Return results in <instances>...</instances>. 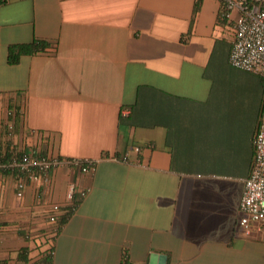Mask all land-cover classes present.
Returning <instances> with one entry per match:
<instances>
[{"label": "crops", "instance_id": "0c3cea01", "mask_svg": "<svg viewBox=\"0 0 264 264\" xmlns=\"http://www.w3.org/2000/svg\"><path fill=\"white\" fill-rule=\"evenodd\" d=\"M221 13L219 0L0 6L1 155L96 162L92 174L62 166L22 198L15 176L0 175L5 264L35 263L50 237L42 227L54 228L49 208L71 182L89 192L54 237L50 264H264V231L239 226L264 83L229 65L235 13ZM34 39L50 48L7 63L10 46Z\"/></svg>", "mask_w": 264, "mask_h": 264}, {"label": "built area", "instance_id": "2783aa9c", "mask_svg": "<svg viewBox=\"0 0 264 264\" xmlns=\"http://www.w3.org/2000/svg\"><path fill=\"white\" fill-rule=\"evenodd\" d=\"M222 5L221 17H234V38L228 56L231 67L259 76L264 83V0H219ZM15 111H6L5 128L8 136L13 132ZM33 132H31L32 134ZM254 159L249 177L244 181L239 209L242 216L239 226L248 234L252 227L264 231V105L260 114L257 131L253 137ZM122 161H125L127 154ZM111 159H117L111 157ZM69 166L81 174H92L96 162L89 159H62L53 155H39L35 151L11 150L10 158L0 164L3 171L15 174V195L22 198L28 185L47 183L51 173ZM89 189H81L75 183H69L63 205L52 204L47 222L53 225L58 214L71 215L85 198ZM25 240H30L28 231H22ZM264 238V233H263Z\"/></svg>", "mask_w": 264, "mask_h": 264}, {"label": "trees", "instance_id": "16d2710c", "mask_svg": "<svg viewBox=\"0 0 264 264\" xmlns=\"http://www.w3.org/2000/svg\"><path fill=\"white\" fill-rule=\"evenodd\" d=\"M10 0H0V6L8 3ZM50 48V45L45 41L40 40H33L30 44H20V45H12L8 48V54H7V63L9 65H16L19 63L20 58L25 55H33L40 52H45ZM1 152V150H0ZM39 154V153H38ZM11 153L8 155V151L6 150L4 152V155H1L0 153V164L6 162L10 158ZM42 155V154H39ZM46 156V155H43ZM0 175L3 176H15V174H11L9 172L3 171L0 169ZM16 178V176H15ZM68 215L65 214H58V219L55 224H53V229L51 231H43L45 236L51 235L52 237H47L44 240V244L46 245V248L39 253L36 260L34 261V264H50V258L52 254V242L54 237L57 235L60 226L63 224V222L66 220V217ZM26 250H21L19 252V255L17 257L18 261L27 263L28 260L26 258ZM0 264H5L4 260L0 259Z\"/></svg>", "mask_w": 264, "mask_h": 264}, {"label": "rangeland", "instance_id": "374dc122", "mask_svg": "<svg viewBox=\"0 0 264 264\" xmlns=\"http://www.w3.org/2000/svg\"><path fill=\"white\" fill-rule=\"evenodd\" d=\"M43 228L44 227H42V231H46V230H43ZM48 236L52 237L51 235H48ZM259 237L262 238V235L260 234Z\"/></svg>", "mask_w": 264, "mask_h": 264}, {"label": "water", "instance_id": "95a60500", "mask_svg": "<svg viewBox=\"0 0 264 264\" xmlns=\"http://www.w3.org/2000/svg\"><path fill=\"white\" fill-rule=\"evenodd\" d=\"M152 258H154V256Z\"/></svg>", "mask_w": 264, "mask_h": 264}]
</instances>
